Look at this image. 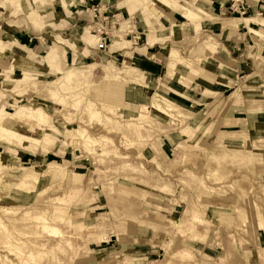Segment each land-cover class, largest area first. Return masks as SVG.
I'll list each match as a JSON object with an SVG mask.
<instances>
[{
  "label": "rangeland",
  "instance_id": "obj_1",
  "mask_svg": "<svg viewBox=\"0 0 264 264\" xmlns=\"http://www.w3.org/2000/svg\"><path fill=\"white\" fill-rule=\"evenodd\" d=\"M101 2L0 0L4 48L29 61L0 71L3 108L53 130L34 146L0 127V264H264V30L242 21L264 0H201L194 18L107 0L105 31Z\"/></svg>",
  "mask_w": 264,
  "mask_h": 264
},
{
  "label": "bare ground",
  "instance_id": "obj_2",
  "mask_svg": "<svg viewBox=\"0 0 264 264\" xmlns=\"http://www.w3.org/2000/svg\"><path fill=\"white\" fill-rule=\"evenodd\" d=\"M169 1L170 0H158V3L162 5V4H167ZM236 1L238 3L239 0H236ZM177 6H181L183 10H186L187 13H185V16L187 15L190 18H194L195 16L199 17L200 14H203L204 12L209 13V11L203 7L201 0H182V2L179 0V2L177 3ZM102 9L103 8L101 7V12H103ZM196 12L200 14H196ZM258 16L260 17V15ZM120 18L121 17L118 15V20H120ZM244 22L251 32H255L259 34L260 36H263V34L260 31L254 30L253 28H251L250 24L257 23L258 25L262 27V30H264V19H258V18L251 19L250 18V19H245ZM92 27L94 30L95 26H92ZM161 31L162 30L157 31L155 33L153 32L150 33L148 35V43L150 44L154 43L156 40L154 38H156V36H158V32H161ZM114 38H115V42H114L115 45H121L122 47H124V46H128L131 43L129 40H125L118 30L114 31ZM83 40L86 43L90 44L95 41V38L92 36L90 31L86 29V34L83 36ZM0 47H1L0 49L1 50L0 51V54H1L0 55V71L10 70L12 72L14 69H17L20 65L21 66L19 68L20 69L23 68L24 65H27L26 62H29L28 60H25L22 57H15V56L13 57L9 55L7 52V49L4 48L6 47V45L2 42L1 39H0ZM46 58L49 61H52L54 59L53 52L52 51L48 52L46 55ZM50 63L53 66L55 65V62H50ZM126 71L127 73H125V76L127 78H132V76L136 73V70L132 67H128ZM70 76H73V75L70 74ZM167 76L168 77L172 76V69L170 67H168ZM1 85L3 84L1 83ZM4 99L5 98L3 97L0 98V127L7 126L17 131L19 129L20 130L22 129L24 133H26L25 139L28 141H31V143L34 146H39V144L43 141V139H45L44 138L46 136L45 133L52 132L53 131L52 128H50L49 126L46 127L45 122L34 124L33 115L35 114L31 110L30 111L28 110L27 112H21V113L7 112L3 108V103L4 101H6ZM175 107L177 108L178 106L171 104L166 98L156 99V101H153L152 103V108L155 109L156 112H159L161 114H166V112L168 113V111L174 109ZM44 129H46V131H44Z\"/></svg>",
  "mask_w": 264,
  "mask_h": 264
},
{
  "label": "crops",
  "instance_id": "obj_3",
  "mask_svg": "<svg viewBox=\"0 0 264 264\" xmlns=\"http://www.w3.org/2000/svg\"><path fill=\"white\" fill-rule=\"evenodd\" d=\"M212 1H214V4L216 3L217 5L218 4H221V5H224L225 7H227L226 5V3H228V0H212ZM66 2H67V4H68V7L70 6V5H75V4H77V5H79V4H81V0L79 1V0H66ZM105 4H107V0H103V2H101L99 5H97V4H90V8L88 7L87 8V11L88 12H91L92 13V10H93V8L95 9V8H100L101 9V6H104ZM86 5H87V3H86ZM250 5V4H249ZM251 5L254 7L255 6V3H251ZM122 6H124L122 3H120L119 4V7H122ZM54 7L55 6H53V9H54ZM224 7V8H225ZM103 10V9H102ZM69 11V10H68ZM105 12H107L106 14H107V16L110 18V14L111 13H113V11L112 10H110L109 8H107V7H105V10H104ZM164 12H166V11H164ZM68 14H70V11L68 12ZM119 15V14H118ZM118 15H116V17H118ZM123 15V14H122ZM122 15H119L120 17H122ZM165 16H163L162 18H164V19H166V20H168L169 18H170V20H176V15H168L169 16V18L166 16V13L164 14ZM91 16L93 17V14H91ZM215 16V18L214 19H212L211 21H209L208 23H209V26L212 24L213 25V23L212 22H217L219 19H218V17L216 16V15H214ZM94 18V17H93ZM139 18V17H138ZM253 18H255V17H253ZM253 18H251V19H253ZM140 19V18H139ZM245 19H250V18H245ZM245 19H243L242 21H244ZM169 20V21H170ZM142 21V20H141ZM239 20H237V22H238ZM143 22V21H142ZM93 25H88L87 27L88 28H91V29H93V27H92ZM32 28V27H31ZM216 29H218V28H216ZM215 30V29H214ZM93 31V30H92ZM120 33V32H119ZM122 36H123V38H124V35L122 34V33H120ZM148 37V36H147ZM34 38L32 37V36H27V38H26V41H28V42H31V40H33ZM148 39V38H147ZM157 39H160V37H158ZM61 40L62 41H65V39H62L61 38ZM259 41V40H258ZM15 43H13V45H12V47H13V51H12V53H14V56H16V55H18V56H21L20 55V51L19 50H17L18 48H19V45H20V41H17V40H15L14 41ZM157 42H158V40L157 41H155L154 42V44L152 45V44H147L148 46H150V47H153V46H156V44H157ZM17 43H18V45H17ZM16 44V45H15ZM21 46V45H20ZM87 48L88 47H86L85 48V50L83 51V53H82V55L84 54V53H86L87 52ZM145 49V50H144ZM14 51H17L18 53H16L15 54V52ZM67 51H69V49L67 50ZM66 51V52H67ZM30 52V54L34 57V59L36 58L37 60H38V57H37V55H35L33 52H31V51H29ZM29 52H28V54H29ZM140 52H147V48L146 47H144V48H142V49H140ZM62 55H64V54H62ZM81 55V56H82ZM149 55H151V56H154L151 52H149ZM65 56V55H64ZM46 57V56H45ZM60 57H62V56H60ZM62 59H64V57L63 58H61V61H62ZM80 60H81V58H80ZM45 69V68H44ZM135 69V68H134ZM143 69L145 70V71H151V72H153V70H152V68H150L149 66H143ZM136 71H138L139 73H141V74H143L144 76L143 77H145V74L144 73H142L141 71H139V70H137V69H135ZM18 71V70H17ZM166 75V74H165Z\"/></svg>",
  "mask_w": 264,
  "mask_h": 264
},
{
  "label": "built area",
  "instance_id": "obj_4",
  "mask_svg": "<svg viewBox=\"0 0 264 264\" xmlns=\"http://www.w3.org/2000/svg\"><path fill=\"white\" fill-rule=\"evenodd\" d=\"M92 12L94 13V19H98V21H100L102 23V29H103V31H105L104 24H106V22H108V20H109V17L106 16L107 12H105V11L101 12L100 8H95V9L93 8ZM97 34H98V36L103 37V38H106L108 36V34L106 32H100L99 31ZM104 45H105L104 43H101L100 48H104Z\"/></svg>",
  "mask_w": 264,
  "mask_h": 264
}]
</instances>
